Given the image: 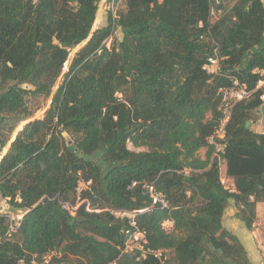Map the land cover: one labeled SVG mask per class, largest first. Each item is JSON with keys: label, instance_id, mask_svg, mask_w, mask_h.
<instances>
[{"label": "trees", "instance_id": "1", "mask_svg": "<svg viewBox=\"0 0 264 264\" xmlns=\"http://www.w3.org/2000/svg\"><path fill=\"white\" fill-rule=\"evenodd\" d=\"M99 2L0 0V264L44 263L51 252L67 264H159L122 252L131 227L121 209L141 210L137 228L147 247L173 252L168 264H251L221 217L232 199L250 228L264 201V132L250 127L264 90L234 105L220 159L207 138L218 89L230 76L248 89L261 78L263 0H125L91 32ZM74 41L84 44L52 92ZM215 48L220 73L210 75L202 66ZM50 96L33 118L30 99Z\"/></svg>", "mask_w": 264, "mask_h": 264}, {"label": "built area", "instance_id": "2", "mask_svg": "<svg viewBox=\"0 0 264 264\" xmlns=\"http://www.w3.org/2000/svg\"><path fill=\"white\" fill-rule=\"evenodd\" d=\"M115 1L116 0H110L107 6L108 12H111L113 19L117 17V12H115L114 10ZM105 46L109 48V46ZM220 61L221 58L217 55V49L215 48L213 50V54L207 58V61L204 63L202 68L210 75H217L220 73ZM254 72H258L261 78L258 80L257 85L253 89H248L245 84L239 83L238 80L233 76H230V79L232 80V85L220 87L218 89V94L220 97L218 110L220 113V117L212 134L207 138V142L213 147L212 158L220 159L219 156L224 151L226 126L231 118L234 105L238 102L249 99L257 89L264 90V69H255ZM260 99L264 101V92L260 95ZM263 119L264 118L261 117V120ZM185 172H187V170ZM221 182L223 184L224 179H222ZM134 184L135 182L132 183V185ZM143 187L147 189L149 196L152 199V204L158 205V207L160 208L168 207L167 200H165L161 193L155 191L153 185L145 183ZM75 208L76 207H74V209ZM140 211L141 210L121 209L113 212L114 215L117 217L126 218L128 220L129 226L131 227V230H125V233L128 236L124 243L122 252L128 253L137 250L138 261L144 260L148 257H153L158 261L159 264H168L167 250L154 249L146 246L147 239L145 236V232L137 228L135 221V215ZM19 264H24V262L20 261Z\"/></svg>", "mask_w": 264, "mask_h": 264}, {"label": "crops", "instance_id": "3", "mask_svg": "<svg viewBox=\"0 0 264 264\" xmlns=\"http://www.w3.org/2000/svg\"><path fill=\"white\" fill-rule=\"evenodd\" d=\"M259 115L264 118V103L259 108ZM250 127L255 131L264 132V125L260 122L256 123L252 121ZM206 150L207 147L199 149L200 152L204 153V155L200 156L201 158H204ZM220 179H224L223 185L226 188L234 190V180L226 175V164L224 160L220 162ZM241 208L242 206L240 204L230 199L221 217V224L223 228L237 237L246 251L251 264H264V201L255 203L254 218L250 228H247L241 219ZM166 222L172 225V221L167 220Z\"/></svg>", "mask_w": 264, "mask_h": 264}, {"label": "rangeland", "instance_id": "4", "mask_svg": "<svg viewBox=\"0 0 264 264\" xmlns=\"http://www.w3.org/2000/svg\"><path fill=\"white\" fill-rule=\"evenodd\" d=\"M231 1L233 0H229V3H231ZM110 2V0H101L99 2V6H98V11H97V18L96 22L94 23V25L92 26L91 32L93 30H95L96 28L103 26L106 23V16L108 14V3ZM126 7L125 4V0H116L115 4H114V10L115 12L124 10ZM215 12H211V17L214 19L215 17ZM122 36V33L120 31V28H115L114 32L112 34V36H110L109 38L106 39V41L104 42L105 45L111 47L113 43H115L116 41L120 40ZM84 44V42H79L73 45H69L67 46V48L70 50L69 56H68V60L64 63L63 65V69H62V74L61 76L58 78L57 82L55 83V86L52 89V92H55V90L58 88L59 84L62 82L63 77H64V72L67 71L68 68V64L70 61V58L74 55L75 51L78 50L82 45ZM51 101V96L48 98H43V97H36V98H31L30 99V103L34 108H38L36 109V111L34 112L33 118H41L44 115V111L49 107ZM252 121L256 122V123H262L264 125V121L261 120V115H254L252 117ZM261 120V121H260ZM15 134V133H14ZM13 134V135H14ZM129 147L131 149H137V148H133L130 144ZM198 155H204V153L198 151ZM87 183L84 182H80L79 183V189L84 188L86 186ZM8 209V205L5 201V199L0 197V211H7ZM16 220L19 219L21 217L20 214L14 215L13 216ZM163 227L165 228L166 231L168 232H172L173 231V225H170V223L168 222H164ZM59 254L57 252H51L47 255L44 256V263H39V264H58V260H61L62 262H64V264H67L68 262L73 261L72 257H69L68 259H59ZM167 256L170 258V260L172 261L173 258V252L172 251H167Z\"/></svg>", "mask_w": 264, "mask_h": 264}, {"label": "water", "instance_id": "5", "mask_svg": "<svg viewBox=\"0 0 264 264\" xmlns=\"http://www.w3.org/2000/svg\"><path fill=\"white\" fill-rule=\"evenodd\" d=\"M77 43V41H74V44H76Z\"/></svg>", "mask_w": 264, "mask_h": 264}]
</instances>
